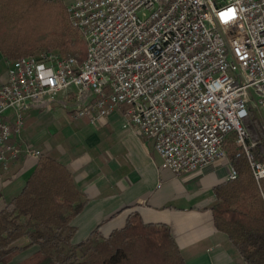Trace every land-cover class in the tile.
Returning a JSON list of instances; mask_svg holds the SVG:
<instances>
[{"label":"built area","instance_id":"2783aa9c","mask_svg":"<svg viewBox=\"0 0 264 264\" xmlns=\"http://www.w3.org/2000/svg\"><path fill=\"white\" fill-rule=\"evenodd\" d=\"M66 12L83 62L44 52L6 63L0 178L42 155L18 143L25 113L59 106L92 126L122 108L121 127L152 140L175 176L221 160L236 180L231 142L264 180V0H71Z\"/></svg>","mask_w":264,"mask_h":264},{"label":"trees","instance_id":"16d2710c","mask_svg":"<svg viewBox=\"0 0 264 264\" xmlns=\"http://www.w3.org/2000/svg\"><path fill=\"white\" fill-rule=\"evenodd\" d=\"M65 25L72 30L58 0H0V53L12 61L58 50L81 63L85 44L64 33ZM226 149L237 178L214 188V226L245 264H264V180L255 181L244 156L235 158L231 142ZM86 202L71 173L42 154L20 192L0 211V263L10 264L26 248L37 247L18 264H186L169 227L145 224L134 212L107 238L94 230L72 244L71 222ZM22 238L28 244L19 247Z\"/></svg>","mask_w":264,"mask_h":264},{"label":"crops","instance_id":"0c3cea01","mask_svg":"<svg viewBox=\"0 0 264 264\" xmlns=\"http://www.w3.org/2000/svg\"><path fill=\"white\" fill-rule=\"evenodd\" d=\"M8 61L0 53V85L6 80ZM122 108L108 121L92 126L75 119L71 109L25 113L18 143L49 154L72 175L86 198L81 213L72 220L76 245L97 230L107 238L121 230L129 214L145 224H163L181 250L186 264H245L227 236L213 222L214 188L227 181L228 169L218 160L181 176L162 167L150 139H139L123 129ZM37 161L21 155L0 178V211L20 192ZM28 244L27 238L17 246ZM37 247L26 248L10 264L31 257ZM2 264V263H0Z\"/></svg>","mask_w":264,"mask_h":264},{"label":"rangeland","instance_id":"374dc122","mask_svg":"<svg viewBox=\"0 0 264 264\" xmlns=\"http://www.w3.org/2000/svg\"><path fill=\"white\" fill-rule=\"evenodd\" d=\"M58 2L61 3L63 6H67L68 4H70L71 0H58ZM70 29H72V28H70ZM64 33L69 34L71 38L76 36L78 39H80L84 43V41L81 38V36L79 35V33L76 30H73V29L69 30L67 28V25L64 26ZM52 52L62 55L58 50H54ZM34 55H36V54H34Z\"/></svg>","mask_w":264,"mask_h":264},{"label":"clouds","instance_id":"9594fccd","mask_svg":"<svg viewBox=\"0 0 264 264\" xmlns=\"http://www.w3.org/2000/svg\"><path fill=\"white\" fill-rule=\"evenodd\" d=\"M221 13H224L223 17L221 16ZM221 13L219 15H220V19L222 21L231 19L232 15H233V12L231 9L228 11H223ZM261 175L264 176V172H262Z\"/></svg>","mask_w":264,"mask_h":264},{"label":"snow or ice","instance_id":"6c2138e0","mask_svg":"<svg viewBox=\"0 0 264 264\" xmlns=\"http://www.w3.org/2000/svg\"><path fill=\"white\" fill-rule=\"evenodd\" d=\"M224 13H221V16L223 17ZM232 18V17H231ZM228 20H224V22H227Z\"/></svg>","mask_w":264,"mask_h":264}]
</instances>
